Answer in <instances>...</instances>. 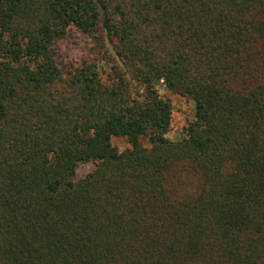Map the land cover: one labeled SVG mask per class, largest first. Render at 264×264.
<instances>
[{
	"label": "trees",
	"instance_id": "trees-1",
	"mask_svg": "<svg viewBox=\"0 0 264 264\" xmlns=\"http://www.w3.org/2000/svg\"><path fill=\"white\" fill-rule=\"evenodd\" d=\"M0 264H264V0H0Z\"/></svg>",
	"mask_w": 264,
	"mask_h": 264
},
{
	"label": "rangeland",
	"instance_id": "rangeland-1",
	"mask_svg": "<svg viewBox=\"0 0 264 264\" xmlns=\"http://www.w3.org/2000/svg\"><path fill=\"white\" fill-rule=\"evenodd\" d=\"M55 58L60 70L64 73L70 72L84 63L96 64L103 80H106L110 73V65L115 64L114 51L108 47H101L95 40L83 34L75 28L69 30L68 35L53 45ZM117 63V62H116ZM159 93L168 99L173 106L172 124L167 137L171 140H181L184 135V128L194 118V104L192 101L182 97L166 87L160 86ZM114 144L120 150H125L129 145L125 139L114 138ZM94 169V164H80L77 169V178H83Z\"/></svg>",
	"mask_w": 264,
	"mask_h": 264
}]
</instances>
